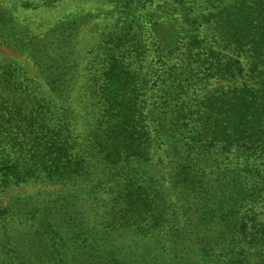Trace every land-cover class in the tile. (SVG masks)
<instances>
[{
  "label": "trees",
  "instance_id": "trees-1",
  "mask_svg": "<svg viewBox=\"0 0 264 264\" xmlns=\"http://www.w3.org/2000/svg\"><path fill=\"white\" fill-rule=\"evenodd\" d=\"M84 1L0 0V264H264V0Z\"/></svg>",
  "mask_w": 264,
  "mask_h": 264
},
{
  "label": "rangeland",
  "instance_id": "rangeland-1",
  "mask_svg": "<svg viewBox=\"0 0 264 264\" xmlns=\"http://www.w3.org/2000/svg\"><path fill=\"white\" fill-rule=\"evenodd\" d=\"M81 5L83 6L85 5L89 7L91 3L89 0H86L84 1V4H81ZM71 7L72 6H70L69 4H64V5H61L60 8L56 10H49V11L41 10V11H38L37 13L35 12L31 13V11L30 12H20L19 14L21 15L20 19H23V21H25L27 17L29 16H35V20L32 19L30 21L36 22V18H38L40 20V25H42V27L45 28L47 26V24H45L46 22L53 20L56 17L59 18L61 16H64L65 14L70 12ZM36 25H39V24H37L36 22ZM39 30L40 32H42L40 28ZM60 189H61V186L51 185L47 183H36V184L22 185L19 187L12 186L11 188H8L3 192H0V208L7 206L13 199L17 197H24V196L26 197V196L37 195V194H43V195L44 194L45 195L56 194L59 192Z\"/></svg>",
  "mask_w": 264,
  "mask_h": 264
}]
</instances>
